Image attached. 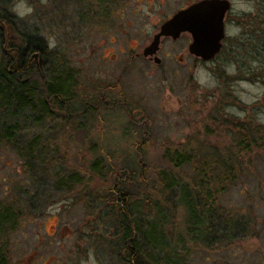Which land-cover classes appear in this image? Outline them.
Segmentation results:
<instances>
[{"label": "rangeland", "instance_id": "obj_1", "mask_svg": "<svg viewBox=\"0 0 264 264\" xmlns=\"http://www.w3.org/2000/svg\"><path fill=\"white\" fill-rule=\"evenodd\" d=\"M117 1L126 3L118 12L124 19L121 27L84 19L89 0L9 1L18 18L17 32L41 38L55 61L74 71L77 82L76 113L69 117L64 110L54 111L53 119L32 130L48 145L44 161L30 166L10 147L0 146V200L22 209L8 236L9 264H125L116 246L106 242L113 241L111 221L114 227L117 223L115 215H105L115 183L141 185L145 199L169 200L173 209L167 230L171 226L184 235L183 209L172 193L161 196L159 172L173 169L166 148H202L214 159L230 156L235 171L224 188L220 168L197 173L189 164L172 171L190 185L199 180L207 184L216 190V205L223 212L249 222L247 235L231 241L201 246L186 239L188 264H264V148L246 136L237 147L233 136L241 125L264 129V12L259 0H236V6L244 9L247 25L261 14L260 39L247 33L243 42L227 43L232 51L226 46L213 65L195 62L184 40H162L158 66L129 58L151 41L166 8L160 0ZM79 84L90 90L115 85L114 92L106 93L118 101L121 91L133 104L82 117ZM70 174H77L80 184L59 187L60 178Z\"/></svg>", "mask_w": 264, "mask_h": 264}, {"label": "trees", "instance_id": "obj_2", "mask_svg": "<svg viewBox=\"0 0 264 264\" xmlns=\"http://www.w3.org/2000/svg\"><path fill=\"white\" fill-rule=\"evenodd\" d=\"M9 1L0 0V146L10 147L31 166L44 158L48 146L41 143V136L32 134L33 128L43 127L53 119L54 111L64 110L68 116L76 113L73 105L77 99L74 92L77 82L74 81V71L64 67L63 62L57 63L41 38L17 32L18 18L10 12ZM30 132L31 136L26 137L25 134ZM235 133L237 147L246 136L256 147L264 148L262 127L251 131L241 125ZM166 149L165 158L172 170L189 164L195 166L197 173L205 170L215 173L214 168H220L224 173L220 179L223 188L226 180L233 179L235 161L230 156L214 159L209 151L202 148L200 151ZM172 170L159 172L163 183L161 196L165 192L172 193L175 203L183 209L184 235L175 234L171 226L167 230L169 211L173 209L169 200L165 197L164 201L145 199L141 185L140 189L137 186L124 188L121 183H115L112 200L106 205L105 201L100 203L105 205L106 217L115 215L117 223L114 227L111 221L110 226L113 241L106 242L116 246V254L123 263L188 264V249L184 246L186 239L193 244L207 246L247 235L249 222L242 221L231 212H223L216 205V190H209L208 185L200 180L190 185ZM93 171H97L95 166ZM78 177L77 174L64 176L57 185L61 188L75 187L74 184L81 181ZM146 203L151 213L149 219L145 217ZM21 216L20 206L0 200V264H9L8 236L16 230Z\"/></svg>", "mask_w": 264, "mask_h": 264}, {"label": "flooded vegetation", "instance_id": "obj_3", "mask_svg": "<svg viewBox=\"0 0 264 264\" xmlns=\"http://www.w3.org/2000/svg\"><path fill=\"white\" fill-rule=\"evenodd\" d=\"M90 2L88 4H84L83 12V18L90 17L89 21H94L93 24H102V23H110L116 24L121 27L123 25L124 19L122 17L118 18L119 10L122 8L123 5L126 3L119 4L117 0H89ZM168 0H160V7L166 8L164 15L161 20H159L158 28L156 32L153 34L151 41L143 47L141 52L133 53L135 49H129L130 53V60L133 59H143L146 62L153 63L154 65H160L161 59L158 57V54L160 52V44L162 40H167L169 42H179L181 40H184L186 43H188L187 52L190 56L195 58V62H204V64H211L213 65L216 59L225 51V48L227 46V43H230L229 46L231 47L232 43H241L245 40L247 35L249 34V37H253L255 40L260 39L262 29H261V14L257 15L258 17L255 18V21L249 22V24H246V13L244 9L237 8L238 2L240 0H218V1H224L222 4L226 10L223 12L222 15V39L220 41V49L219 52L211 59L210 61H203L198 57H195L190 54L189 52V45L193 42V35L191 32L184 30L180 31L179 35L177 37H173L172 35H163L159 39L158 49L153 56H144V50L147 48L151 42L153 41L155 35H157L160 32V28L169 20H171L175 15H177L180 12L186 11L191 6L204 1V0H174L173 4H167ZM258 6H260L261 11L264 12V0L257 1ZM219 16V13H215L214 16ZM264 15V13H263ZM126 26L127 22L125 23ZM232 33H230V30ZM248 33V34H247ZM248 37V38H249ZM227 49L228 48L227 46ZM231 50V49H230ZM232 51V50H231ZM155 58L159 59L160 62L156 64ZM114 86H111L107 84L106 86L103 84H98L94 87L93 90H90L88 88H84L83 85H78V89L81 91V99L80 103L82 104L83 110L80 111V114L82 117H86L89 113H96L100 109L105 110V113H108L112 110L113 107L116 106H123L126 107L128 105H132L133 103L129 100L128 97H126L124 94L118 93L119 100L117 101L116 98L113 96L108 95L106 92L107 90L109 92H114ZM91 97L95 98V103H92ZM131 103V104H130ZM92 110L94 112H92ZM127 115H130L126 112ZM71 117V116H69ZM89 117V116H88Z\"/></svg>", "mask_w": 264, "mask_h": 264}, {"label": "water", "instance_id": "obj_4", "mask_svg": "<svg viewBox=\"0 0 264 264\" xmlns=\"http://www.w3.org/2000/svg\"><path fill=\"white\" fill-rule=\"evenodd\" d=\"M223 2L204 0L186 11L178 13L160 28V32L145 48L143 55H155L161 36L172 35L175 38L180 31L187 30L192 33L194 38L189 45L190 54L205 62L210 61L219 52L221 45L220 41L223 35L221 21L223 12L226 10L222 5ZM217 12L219 16H214ZM155 62L158 64L160 60L155 58Z\"/></svg>", "mask_w": 264, "mask_h": 264}]
</instances>
